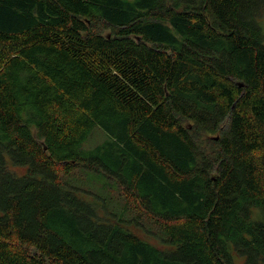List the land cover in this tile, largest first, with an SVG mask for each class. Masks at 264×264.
<instances>
[{
  "label": "trees",
  "instance_id": "obj_1",
  "mask_svg": "<svg viewBox=\"0 0 264 264\" xmlns=\"http://www.w3.org/2000/svg\"><path fill=\"white\" fill-rule=\"evenodd\" d=\"M262 15L0 0V264H264Z\"/></svg>",
  "mask_w": 264,
  "mask_h": 264
},
{
  "label": "rangeland",
  "instance_id": "obj_2",
  "mask_svg": "<svg viewBox=\"0 0 264 264\" xmlns=\"http://www.w3.org/2000/svg\"><path fill=\"white\" fill-rule=\"evenodd\" d=\"M258 21V24L261 28V32L263 33V40H264V15H262L261 17H259L257 19ZM105 138V134L103 132V130L99 127H96L95 129H93L92 133L90 134V136L87 138V140L84 142V146L85 147H93L95 146L96 144L100 143L103 139ZM96 182V189L98 190H102L101 189V186L104 182H106V185H107V179L106 180H103V179H100L99 181H95ZM106 190V189H104ZM100 194L103 196V197H106L108 198V196H110V193H108V191H101ZM100 200V199H99ZM113 201L114 203L112 204L111 208L109 209H113L115 206H116V202L117 200H115V197L113 198ZM106 212V211H105ZM101 213L103 214L104 213V210L101 209ZM134 231L140 235L141 237H144L146 239H149L152 243H154L155 245L159 246V247H164L162 244H160L159 240L153 236L152 234L150 235H147L142 229L140 228H136L134 229Z\"/></svg>",
  "mask_w": 264,
  "mask_h": 264
},
{
  "label": "water",
  "instance_id": "obj_3",
  "mask_svg": "<svg viewBox=\"0 0 264 264\" xmlns=\"http://www.w3.org/2000/svg\"><path fill=\"white\" fill-rule=\"evenodd\" d=\"M215 138H217V137H215Z\"/></svg>",
  "mask_w": 264,
  "mask_h": 264
}]
</instances>
